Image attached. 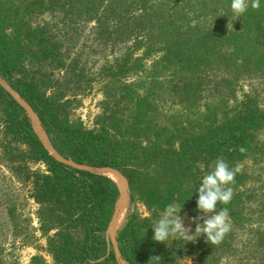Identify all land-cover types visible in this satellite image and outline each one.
Here are the masks:
<instances>
[{
  "label": "trees",
  "instance_id": "16d2710c",
  "mask_svg": "<svg viewBox=\"0 0 264 264\" xmlns=\"http://www.w3.org/2000/svg\"><path fill=\"white\" fill-rule=\"evenodd\" d=\"M50 6L86 14L100 25L109 18L118 19L124 31L133 29V24L149 22L147 34L164 42V61L195 70L210 64L209 55L217 46L230 47L234 59L244 63L264 61V0L258 9L245 11L235 29L190 31L182 39L167 21L154 22L150 0H0V78L9 86L0 82V123L11 142L25 147L22 154L26 160L47 168L46 173L29 171L28 178L30 197L39 206V231L47 237V251L54 263L119 264L115 252L110 251L107 233L117 211L120 188L98 172L113 169L127 181L131 207L140 199L149 212L144 218L136 209L128 215L117 237L122 260L126 264H178L185 241L169 238L157 242L151 227L172 203L191 215L201 213L197 207L198 163L222 157L230 168L250 156L256 148L253 132L264 126V110L245 109L189 136L159 129L150 135V123L143 128L147 118L144 99L137 101L132 122L117 119L100 129L71 122L60 114L63 106L59 101L48 98L35 77L22 68L27 59L56 58L44 29L34 28L26 19L27 14H41ZM12 92L37 115L55 154L36 134L27 110ZM242 176L236 174L234 187ZM239 197L234 193L231 202L218 203L216 211L227 208L236 218ZM13 211L11 207L10 216ZM155 256L160 261L151 259Z\"/></svg>",
  "mask_w": 264,
  "mask_h": 264
},
{
  "label": "rangeland",
  "instance_id": "374dc122",
  "mask_svg": "<svg viewBox=\"0 0 264 264\" xmlns=\"http://www.w3.org/2000/svg\"><path fill=\"white\" fill-rule=\"evenodd\" d=\"M149 13L157 24L167 21L181 39L190 31L235 29L241 16L233 13L231 0H150ZM26 19L34 28L44 29L56 58L27 59L22 68L35 77L48 98L59 101L63 117L87 129H100L117 119L132 122L139 99L147 105L143 128L150 123L153 136L156 129L176 136L195 135L245 109L264 110V61L234 59L230 47H215L210 64L191 70L164 61V42L147 34L151 27L146 21L124 31L118 19L109 18L100 25L95 18L60 6H50L41 14L32 12ZM0 82L9 89L5 80L0 78ZM21 102L36 134L52 151L37 115ZM253 137L255 151L237 162L243 176L235 187L229 185L240 194L236 218L230 216L231 230L218 245L207 242L204 235L185 241L178 264H264V126ZM22 151L25 147L11 142L0 123V263L55 264L47 251V237L39 231V206L30 197L28 178L29 171L46 173L47 168L26 160ZM214 166V161L198 163L200 181ZM100 173L112 179L107 171ZM127 194L124 221L119 226L115 222L107 233L115 254L119 252L118 234L133 209L143 218L149 216L140 199L131 207L129 188ZM201 215L180 212L192 233L197 223H203L194 222ZM118 262L125 264L120 258Z\"/></svg>",
  "mask_w": 264,
  "mask_h": 264
},
{
  "label": "clouds",
  "instance_id": "9594fccd",
  "mask_svg": "<svg viewBox=\"0 0 264 264\" xmlns=\"http://www.w3.org/2000/svg\"><path fill=\"white\" fill-rule=\"evenodd\" d=\"M248 6L249 0H231V9L237 16L242 15ZM251 7L258 9L260 0H251ZM240 151L244 152L245 149L241 148ZM241 171L240 163H237L234 168H229L228 163L222 157L217 158L214 168L203 176L197 189V207L203 215L194 218V222L202 220L203 223H197L195 232L192 233L189 227H185L180 216L182 208L172 203L166 206L160 218L151 227L154 232L153 239L162 243L169 238L189 242L204 235L210 244H220L231 230V223L228 209L223 208L217 212L216 207L218 203L227 205L231 202L234 191L229 185L235 183V176ZM151 259L160 261L159 256Z\"/></svg>",
  "mask_w": 264,
  "mask_h": 264
},
{
  "label": "bare ground",
  "instance_id": "6f19581e",
  "mask_svg": "<svg viewBox=\"0 0 264 264\" xmlns=\"http://www.w3.org/2000/svg\"><path fill=\"white\" fill-rule=\"evenodd\" d=\"M41 132H42V130H41ZM43 136H44V134H43ZM44 138H45V136H44ZM107 175H111L113 181L118 185V187L121 190L125 189L126 196H128V194H127L128 193V187H127V184H126L125 180L123 179V177L119 173L114 172V171H108ZM127 205H128V198L125 200L124 203L123 202L119 203V207H118L119 210H118V213H117V216L115 219V222L117 223L118 226L121 225L125 219Z\"/></svg>",
  "mask_w": 264,
  "mask_h": 264
},
{
  "label": "water",
  "instance_id": "95a60500",
  "mask_svg": "<svg viewBox=\"0 0 264 264\" xmlns=\"http://www.w3.org/2000/svg\"><path fill=\"white\" fill-rule=\"evenodd\" d=\"M18 99V98H17ZM19 100V99H18ZM20 101V103L22 104V102H21V100H19ZM25 103V102H24ZM26 107H28L29 108V106L25 103L24 104ZM22 106H23V104H22ZM24 107V106H23ZM51 150L52 151H50L51 153H53V154H55L54 153V151H53V149H52V147H51ZM88 169V168H87ZM88 170H90V169H88ZM101 171H114V172H117V171H115V170H113V169H98V172L100 173ZM117 173H119V172H117ZM101 174V173H100ZM120 174V173H119ZM121 175V174H120ZM122 176V175H121ZM123 177V176H122ZM123 179L125 180V178L123 177ZM125 182H126V184H127V181L125 180ZM127 187H128V184H127ZM129 188V187H128ZM120 190V198H119V202H118V207H119V203L120 202H125V200H126V192H125V189H119ZM117 207V211H116V214H115V217H114V219H113V221H112V223H111V225H110V228H112L113 226H114V223H115V219H116V216H117V213H118V210H119V208ZM109 228V229H110ZM116 256H117V259H119L120 258V260L122 261V262H124L123 260H122V258H121V256H120V253L118 252V254L116 253ZM125 263V262H124ZM126 264V263H125Z\"/></svg>",
  "mask_w": 264,
  "mask_h": 264
}]
</instances>
